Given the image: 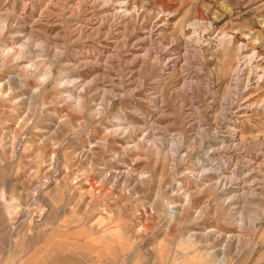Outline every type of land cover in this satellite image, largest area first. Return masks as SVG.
I'll use <instances>...</instances> for the list:
<instances>
[{"label": "rangeland", "instance_id": "obj_1", "mask_svg": "<svg viewBox=\"0 0 264 264\" xmlns=\"http://www.w3.org/2000/svg\"><path fill=\"white\" fill-rule=\"evenodd\" d=\"M0 22V264H264V0H0Z\"/></svg>", "mask_w": 264, "mask_h": 264}, {"label": "clouds", "instance_id": "obj_2", "mask_svg": "<svg viewBox=\"0 0 264 264\" xmlns=\"http://www.w3.org/2000/svg\"><path fill=\"white\" fill-rule=\"evenodd\" d=\"M4 27H5V23L0 22V33H2L4 31ZM38 46L39 45H37V47ZM7 51L12 52L13 49L9 48V49H7ZM17 58H19V57H17ZM52 73H53V66L51 64H49V65H47V67L44 68V74H41L39 76L38 84L42 87L43 85L48 83L49 80H51L53 78ZM79 85H80V81L78 79L67 78L66 76H65V78H63L59 82V87H61V88L67 87L70 89H76L77 90L78 94L76 96H72L70 93L66 94L68 96V98L70 100H72L74 102V104L77 106L83 103V98L79 95V93L84 92V87H82V86L78 87ZM36 90H39V89H36ZM120 131L127 133L128 131H130V129L122 128V129H120Z\"/></svg>", "mask_w": 264, "mask_h": 264}, {"label": "bare ground", "instance_id": "obj_3", "mask_svg": "<svg viewBox=\"0 0 264 264\" xmlns=\"http://www.w3.org/2000/svg\"><path fill=\"white\" fill-rule=\"evenodd\" d=\"M230 37V36H229ZM244 57H246V56H244ZM248 57V56H247ZM241 66V65H240ZM238 67V66H237ZM240 69V68H239ZM239 69H237V68H235L234 69V71H233V73H234V75H236L235 76V78H233V82L232 83H234V87H236V86H238V84H239V81H238V73H237V70H239ZM231 87V86H230ZM229 87V88H230ZM235 90V89H234ZM264 102V101H263ZM260 106H262V103H260L259 104Z\"/></svg>", "mask_w": 264, "mask_h": 264}]
</instances>
